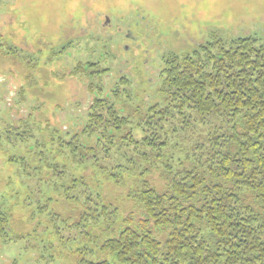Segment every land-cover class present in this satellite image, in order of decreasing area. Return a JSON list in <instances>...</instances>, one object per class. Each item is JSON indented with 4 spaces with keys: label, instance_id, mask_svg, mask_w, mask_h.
Masks as SVG:
<instances>
[{
    "label": "trees",
    "instance_id": "16d2710c",
    "mask_svg": "<svg viewBox=\"0 0 264 264\" xmlns=\"http://www.w3.org/2000/svg\"><path fill=\"white\" fill-rule=\"evenodd\" d=\"M8 50L6 55L18 56L17 49ZM93 67L74 71L87 77L93 97L82 129L69 138L57 136L55 149L118 186H124L123 174L138 175V187L128 196L141 218L122 220L84 181L56 172L63 182L55 190L79 204L78 219L61 220L43 206L35 215L46 218L47 235L79 245L70 264H264V44L253 37L229 45L217 39L188 54L168 55L160 102L138 110L136 119L118 107L130 98L128 79L109 90L107 70L93 73ZM186 134L195 141L185 160L193 167L178 161L174 170L165 160L173 159L171 151ZM39 156L46 154L41 150ZM9 162L19 165L15 157ZM156 166L168 181L164 192L141 179ZM8 225V214L0 210L1 235ZM164 230L165 239L158 235ZM41 259L54 262L52 255Z\"/></svg>",
    "mask_w": 264,
    "mask_h": 264
},
{
    "label": "rangeland",
    "instance_id": "374dc122",
    "mask_svg": "<svg viewBox=\"0 0 264 264\" xmlns=\"http://www.w3.org/2000/svg\"><path fill=\"white\" fill-rule=\"evenodd\" d=\"M246 37L264 44V0H0V210L9 216L7 233L0 234V264H45L41 256L47 255L53 264L74 263L71 252L79 245L47 235L46 218L35 215L43 206L61 220L78 219L79 204L55 190L63 182L55 177L59 171L84 181L122 220L141 218L128 196L138 187V175L123 174L124 186H118L55 149L57 136L81 131L93 98L87 77L75 74L77 66L94 65L93 73L107 70L109 90L128 79L130 98L118 107L136 119L138 110L160 102V72L168 55ZM9 48L18 56L6 55ZM134 134L142 137L138 129ZM185 137L171 151L173 159L165 160L174 170L193 153L195 141ZM11 157L19 165L11 164ZM141 179L159 192L168 187L157 166ZM158 235L165 239L168 231Z\"/></svg>",
    "mask_w": 264,
    "mask_h": 264
},
{
    "label": "flooded vegetation",
    "instance_id": "af4514ba",
    "mask_svg": "<svg viewBox=\"0 0 264 264\" xmlns=\"http://www.w3.org/2000/svg\"><path fill=\"white\" fill-rule=\"evenodd\" d=\"M128 38H129V35H128Z\"/></svg>",
    "mask_w": 264,
    "mask_h": 264
}]
</instances>
